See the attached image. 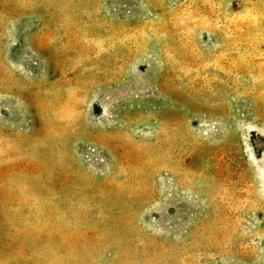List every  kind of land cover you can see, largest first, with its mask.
<instances>
[{"label":"rangeland","instance_id":"374dc122","mask_svg":"<svg viewBox=\"0 0 264 264\" xmlns=\"http://www.w3.org/2000/svg\"><path fill=\"white\" fill-rule=\"evenodd\" d=\"M0 264H264V0H0Z\"/></svg>","mask_w":264,"mask_h":264}]
</instances>
